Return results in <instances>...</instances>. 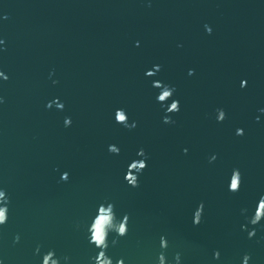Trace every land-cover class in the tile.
<instances>
[{"label":"water","instance_id":"1","mask_svg":"<svg viewBox=\"0 0 264 264\" xmlns=\"http://www.w3.org/2000/svg\"><path fill=\"white\" fill-rule=\"evenodd\" d=\"M0 73V264H264V0H0Z\"/></svg>","mask_w":264,"mask_h":264},{"label":"clouds","instance_id":"2","mask_svg":"<svg viewBox=\"0 0 264 264\" xmlns=\"http://www.w3.org/2000/svg\"><path fill=\"white\" fill-rule=\"evenodd\" d=\"M0 75H3V73H0ZM4 79L7 80L8 77L4 76ZM165 95H167V93H165ZM175 107L176 105L173 104V108ZM119 119L123 120L124 116L121 114L119 116ZM141 167H143V165H141ZM237 186H238V180L233 179L231 185L232 189L235 190ZM8 203L9 200L8 197L5 196V191L0 190V225H4L8 220V207H7ZM262 216H264V200L260 202L259 207L255 211V217L251 221L252 225H257L258 222L261 220ZM113 219L114 217L111 208L105 210L103 207H101L99 209V215L94 218V220L90 224V227L88 228V231L90 233V242L94 244L96 248L101 249V251H99V254L95 257L96 264H113V261L106 256L104 251V249H107L108 247L109 230L114 226ZM126 221H127V217H125L124 223H120L118 227L115 228V231L121 237L125 236L128 231L126 226ZM248 236L249 238L255 236V229L249 231ZM18 241H19V236L17 235L15 237V242ZM113 243L115 244L116 241L113 240ZM36 251L37 253H39L40 251L39 247H37ZM54 255H55L54 251H48L46 254L43 255L42 264H59L58 259H53ZM249 259L250 257L248 255H245L243 258V264H248ZM120 264H123V262L121 261Z\"/></svg>","mask_w":264,"mask_h":264}]
</instances>
